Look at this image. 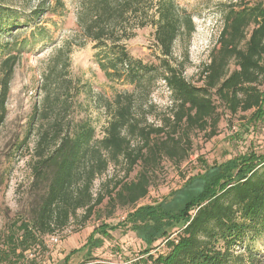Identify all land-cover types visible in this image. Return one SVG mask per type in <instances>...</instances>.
<instances>
[{"label": "trees", "instance_id": "16d2710c", "mask_svg": "<svg viewBox=\"0 0 264 264\" xmlns=\"http://www.w3.org/2000/svg\"><path fill=\"white\" fill-rule=\"evenodd\" d=\"M6 1L0 0V125L20 53L26 46L52 40V32L39 24L49 9L48 0L29 11L25 0H20L19 8ZM219 13L221 30L198 72L200 84L195 85L186 80L183 64L173 57L175 41L181 35L190 39L195 30L191 13L175 0H80L77 24L83 39L92 43L103 75L132 86L138 98H148L153 81L160 77L170 92V113L159 118V124L148 123L134 114L133 92L118 95L114 104L104 103L109 119L103 136L96 138L90 120L74 115L75 97L89 90L85 82L69 75L71 43L56 48L43 75L40 106L29 123L36 135L30 164L33 202L28 217L9 225L0 236L1 262L18 260L28 248L43 246V237L63 229L77 210L83 209L81 219H87L105 197L111 206L132 207L116 225H127L136 235L145 231L143 255L148 264L259 261L251 243L264 235V153L236 155L190 175L186 183L203 177L207 185L180 210L169 211L162 202L136 206L148 194L150 173L163 160L178 164L189 157L193 131H203L207 137L216 134L219 107L230 115L264 113V0L221 4ZM146 26L153 28L157 63L133 57L125 43ZM27 27H31L28 33L20 37ZM110 163L124 164L125 175L136 166L140 169L134 180H119L106 194L94 196L93 182ZM218 179V187L211 190ZM110 228L116 226L94 228L81 247L53 264H95L92 252L103 244L102 236ZM18 230H22L19 236ZM159 238L164 249L153 254L151 245ZM78 251L83 252L81 259L70 263V255Z\"/></svg>", "mask_w": 264, "mask_h": 264}, {"label": "rangeland", "instance_id": "374dc122", "mask_svg": "<svg viewBox=\"0 0 264 264\" xmlns=\"http://www.w3.org/2000/svg\"><path fill=\"white\" fill-rule=\"evenodd\" d=\"M39 1L42 0H25V10H32ZM175 1L191 13L195 30L190 39L181 35L175 41L173 57L183 64V75L186 80L197 85L200 84L198 72L208 61L209 50L215 45L222 27L220 5L236 0ZM79 2L80 0H48V4L45 3L49 9L40 17L39 24L52 32V40L45 45L26 46L14 68L5 101V118L0 125V236L8 230L9 225L15 222L19 225L22 219L28 217L33 202L34 191L30 190L32 181L30 164L36 135L33 128L29 129L31 126L29 123L35 108L40 106L43 75L52 62L54 50L66 41L71 43L69 75L73 79L78 78L85 82L89 90L86 93L81 91L75 97L74 115L90 120L95 128L96 138L103 136L109 119V109L104 103L114 104L118 95L133 92L132 86L122 81L108 80L98 68L92 43L83 39L77 24ZM4 3L16 8L23 7L20 0H7ZM30 28H23L25 33L23 32L20 37H24ZM125 43L133 57L146 63H157L156 56L159 53L154 44L151 26L137 29L136 35ZM151 88L148 98H138L133 92V111L135 115L145 117L148 123L155 125L159 124V118L170 113L171 97L160 77L153 81ZM261 89L264 93V82ZM218 110L220 118L216 125V134L207 137V133L203 131H193L189 157L178 164L163 160L155 172L150 173L148 194L140 199L136 206L162 202V206L169 211L180 210L207 185V180L203 177H194L186 183L190 175L236 155L249 152L264 153V113L262 116H254L253 111H246L230 115L222 106ZM135 142L137 141L133 140V143ZM124 168L125 165L122 163L116 165L110 163L104 173L94 180L93 195L99 192L106 194L119 180L122 182L134 180L140 166L134 167L128 175H125ZM220 180H217L218 184L216 183L211 190L218 187ZM131 209V206L119 204L111 206L105 197L85 220L81 219L84 210H77L67 225L53 234L59 238L58 243L52 244L51 235H46L43 237V246H32L24 251L22 258L16 260L13 257L12 261H0V264L62 262L69 252L81 247L94 228L102 224H108L110 227L114 225L116 228L108 229L106 236L96 234L102 236L103 244L92 252L95 264H148L150 261L143 255L146 245L142 237L145 236V231L136 235L127 229V225H116ZM21 232L22 230L16 231L18 236ZM174 235L175 233L171 234V237ZM162 240L163 238H159L152 243L151 253L163 251ZM251 247L259 260L255 264H264V235L254 239ZM82 253V251L72 253L70 263L79 261Z\"/></svg>", "mask_w": 264, "mask_h": 264}, {"label": "built area", "instance_id": "2783aa9c", "mask_svg": "<svg viewBox=\"0 0 264 264\" xmlns=\"http://www.w3.org/2000/svg\"><path fill=\"white\" fill-rule=\"evenodd\" d=\"M50 242H51L52 244H56V243L59 242V238H58L56 235H52V236L50 237Z\"/></svg>", "mask_w": 264, "mask_h": 264}]
</instances>
